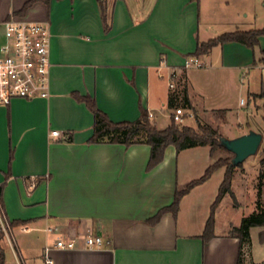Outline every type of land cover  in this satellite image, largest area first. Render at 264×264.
I'll return each mask as SVG.
<instances>
[{
	"label": "crops",
	"instance_id": "crops-1",
	"mask_svg": "<svg viewBox=\"0 0 264 264\" xmlns=\"http://www.w3.org/2000/svg\"><path fill=\"white\" fill-rule=\"evenodd\" d=\"M103 1L108 26L98 0H0V42L11 18L42 22L52 32L50 96L0 104V218L13 240L4 236L5 264H18L17 257L23 264H237L239 239L230 232L241 220L224 227L219 220L228 194L216 209L215 236L202 239L226 167L192 188L176 217L165 212L151 223L176 190L205 173L216 152L191 147L185 151L198 148L203 156L180 161L184 150L169 146L164 160L147 171L150 145L92 141L95 116L84 98L91 97L113 122H133L144 108L163 129L182 107L185 120L194 117L197 126L223 113L216 123L246 127L242 133L255 130L256 115L264 120L263 100L254 97L264 92V63L254 64L264 56V36L254 50L238 42L214 47L200 56L201 68H186L184 61L199 42L263 28L264 0L261 12L253 0ZM172 94L179 104L166 110ZM185 95L193 108L181 103ZM261 229L251 228L243 264H264L253 252ZM89 233L100 235L103 244L87 248ZM58 238H76L78 248L59 249Z\"/></svg>",
	"mask_w": 264,
	"mask_h": 264
},
{
	"label": "trees",
	"instance_id": "trees-1",
	"mask_svg": "<svg viewBox=\"0 0 264 264\" xmlns=\"http://www.w3.org/2000/svg\"><path fill=\"white\" fill-rule=\"evenodd\" d=\"M98 3L103 20L106 23V26H108L107 19L105 17L104 1L98 0ZM261 36H264V27L248 31L225 32L206 42H199L198 47L192 56H208L214 47L228 42H238L254 50L260 45L259 37ZM259 62L264 63V56L259 60H255L254 64ZM254 97L261 98L263 100L262 106L264 108V92L255 94ZM84 101L93 111L95 116L94 136L92 141L97 143H120L126 147L138 143L150 145L151 153L147 164V171H150L154 167L158 166L164 160L165 151L169 146H175L177 151L196 146H210L212 154H214L216 149L226 150L220 143V136H222V134H220V132L210 124L198 121L197 128H193L176 123L171 117L170 124L166 128L160 129L156 124L152 123L149 112L144 108L141 110L140 118L133 122H113L97 107L95 101L91 97H85ZM181 103L185 108H193L187 95L184 96ZM178 104L179 102L177 101V96L172 94L169 98V106L175 107ZM231 160L232 158L230 157L217 159L206 169L205 173L200 178L194 179L187 183L184 188L176 190L173 202L169 206L160 209L151 219V223L155 224L159 221L165 212H171L173 216L176 217L182 198L189 193L192 188L206 182L217 169L226 167L224 179L219 186L217 197L211 205L210 214L202 234L204 243L210 241L215 236L216 209L223 197L226 194H229L234 201L237 200L236 194L232 189L234 169L236 166L231 164ZM258 179L259 185L256 209H254V211L249 215L243 217L240 225L233 227L230 232L232 237H237L239 239L240 246L237 264L244 263L242 251L245 245H250L251 228L261 227L262 229L259 232V239L262 242L264 241V199H262V197H264V153L261 159V169ZM2 188L3 185H0V196L2 194ZM21 224V221L13 223L15 226ZM4 236V232L0 231V264H5L6 259L5 250L2 245Z\"/></svg>",
	"mask_w": 264,
	"mask_h": 264
},
{
	"label": "built area",
	"instance_id": "built-area-1",
	"mask_svg": "<svg viewBox=\"0 0 264 264\" xmlns=\"http://www.w3.org/2000/svg\"><path fill=\"white\" fill-rule=\"evenodd\" d=\"M5 39L0 45V104L10 105L17 99H45L51 94V28L42 22L11 18L4 23ZM204 61L198 56L187 57L186 68H201ZM174 76L169 86L174 87ZM150 118L153 117L149 113ZM176 123L185 118V110L177 107L171 115ZM58 135V131L53 132ZM26 230V229H25ZM53 228H49L52 231ZM0 231L4 232L11 244L10 226L4 218H0ZM11 238V239H10ZM87 248H98L103 244L100 235L89 233L84 238ZM55 246L63 250L78 248V239L58 238ZM48 251L49 248L47 247ZM245 257L248 253L243 251ZM18 264L23 262L17 257Z\"/></svg>",
	"mask_w": 264,
	"mask_h": 264
},
{
	"label": "rangeland",
	"instance_id": "rangeland-1",
	"mask_svg": "<svg viewBox=\"0 0 264 264\" xmlns=\"http://www.w3.org/2000/svg\"><path fill=\"white\" fill-rule=\"evenodd\" d=\"M253 1H254V7L257 10V12L259 11L261 12L263 9L262 8L263 0H253ZM241 5L242 4L240 3V1L238 5H236V7L238 8L237 9L238 14L239 13L241 14V11L244 9V7ZM246 8H247L246 12H248L251 15L250 8L248 7ZM0 44H2V42H0ZM243 97L246 98L245 96ZM166 102L167 103L165 104V108L166 110H168L170 108L169 100ZM223 116H224L223 113H219V115L216 116L215 119L213 117L206 118L207 124L212 125L215 129H217L220 132V134L228 138H233L241 134H244L242 132L246 130V127L244 128V130H242V129H238V126L235 123H230L229 125H226V126L220 123L223 121L222 119ZM256 118L260 123V127H257V128L254 127V128L255 130L262 133L263 140H262V143H261V146L258 152L255 155H252L249 158H247L241 165L236 166L234 169V179H233L232 189L237 194L236 196L237 200L234 201L228 194L227 198H225L224 201H222V204L220 207V214H219V220H220V224L222 223V227L225 226L226 221L228 220H233L235 224L236 223L238 224L240 220H242L241 218L249 215L252 209H256V206H257L258 185H259L258 176H259V172L261 169V159L264 153V120L261 114L256 115ZM215 120H220V122L216 123ZM252 121L253 119H251V123ZM180 124L188 125V126H197V120L194 117H188L186 120L184 118V121L181 122ZM183 150H182L183 152L180 153V161L182 160V158L185 159V157L189 155H192L194 157L203 156L201 153V150H199L198 148L193 149L189 152L185 151V149ZM215 152L214 153L216 156V160L219 158H223V159L228 158V157L233 158V153L227 150L216 149ZM200 168H201V165H200ZM182 170H185V169H183V166L181 165L180 172H182ZM195 170H199V167L196 166ZM222 173L223 172H220V174H218L219 175L218 177L221 179L223 175ZM195 175H196V172L190 173V174L187 173V177L192 178ZM219 178H216L215 183L212 181L213 185L211 189L213 190L217 189L216 186L219 184L218 183ZM214 184H217V185L214 187ZM263 196H264V192H263ZM262 199H264V197H262ZM261 243H264V241L262 242L258 240V238L255 239V243H254L255 246H254L253 252L256 257V260H259L260 258L264 257V244L263 246H261Z\"/></svg>",
	"mask_w": 264,
	"mask_h": 264
},
{
	"label": "water",
	"instance_id": "water-1",
	"mask_svg": "<svg viewBox=\"0 0 264 264\" xmlns=\"http://www.w3.org/2000/svg\"><path fill=\"white\" fill-rule=\"evenodd\" d=\"M262 140V133L254 129L233 138L220 136L221 145L233 153L231 164L235 166L242 164L247 158L255 155L261 146Z\"/></svg>",
	"mask_w": 264,
	"mask_h": 264
}]
</instances>
